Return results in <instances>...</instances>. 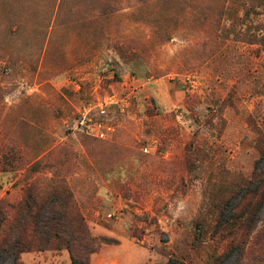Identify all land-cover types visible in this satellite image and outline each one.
Instances as JSON below:
<instances>
[{"label": "rangeland", "instance_id": "1", "mask_svg": "<svg viewBox=\"0 0 264 264\" xmlns=\"http://www.w3.org/2000/svg\"><path fill=\"white\" fill-rule=\"evenodd\" d=\"M89 108L109 138L81 130ZM10 147L0 204L58 163L93 234L115 239L92 264H264V205L249 236L196 228L211 193L264 173V0H0V161Z\"/></svg>", "mask_w": 264, "mask_h": 264}, {"label": "trees", "instance_id": "2", "mask_svg": "<svg viewBox=\"0 0 264 264\" xmlns=\"http://www.w3.org/2000/svg\"><path fill=\"white\" fill-rule=\"evenodd\" d=\"M18 158L17 150L10 147L3 152L0 161L2 168L6 170L7 162L14 164ZM40 164V161H35L28 170L33 173L40 172ZM52 166L54 170L51 176L25 185L18 203L1 202L0 264L9 258L15 264H25L22 259L24 253L46 250L68 252L71 264H92V257L101 245L115 241L93 234L74 190L66 177L58 173V163H52ZM253 182H257L258 186L254 193L261 196L256 203L249 196ZM228 191H220L217 195L211 193L208 211L196 223L197 230L201 232L198 236L207 234L213 227L208 220L210 218L228 224L231 230L241 229L245 236H249L254 228L255 217L264 205V173L254 172L251 179H245L241 184L229 185ZM238 194L243 199L241 207L233 211V216L224 220V210L230 206L232 196ZM6 208L13 210L12 216Z\"/></svg>", "mask_w": 264, "mask_h": 264}, {"label": "built area", "instance_id": "3", "mask_svg": "<svg viewBox=\"0 0 264 264\" xmlns=\"http://www.w3.org/2000/svg\"><path fill=\"white\" fill-rule=\"evenodd\" d=\"M111 103H113V101ZM108 104L109 103L105 102V103H100L98 105L99 113L103 117H106L108 115L107 112ZM91 110L92 108H89V110L85 109V111L82 113V117L80 120L81 130L92 137H96L99 139L109 138L116 131V127L114 123L107 121L105 119L94 120L92 117Z\"/></svg>", "mask_w": 264, "mask_h": 264}, {"label": "crops", "instance_id": "4", "mask_svg": "<svg viewBox=\"0 0 264 264\" xmlns=\"http://www.w3.org/2000/svg\"><path fill=\"white\" fill-rule=\"evenodd\" d=\"M26 254V253H25Z\"/></svg>", "mask_w": 264, "mask_h": 264}]
</instances>
